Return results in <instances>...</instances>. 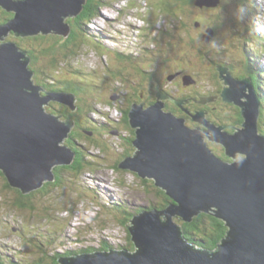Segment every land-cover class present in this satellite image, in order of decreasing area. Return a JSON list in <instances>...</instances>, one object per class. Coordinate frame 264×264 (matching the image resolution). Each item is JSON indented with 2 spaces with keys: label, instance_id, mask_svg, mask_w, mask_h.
<instances>
[{
  "label": "water",
  "instance_id": "water-1",
  "mask_svg": "<svg viewBox=\"0 0 264 264\" xmlns=\"http://www.w3.org/2000/svg\"><path fill=\"white\" fill-rule=\"evenodd\" d=\"M86 2L0 0L1 6L15 12L14 18L0 23V170L24 193L55 180V165L72 164L75 152L65 141L74 123L46 113L44 104L54 99L69 106L76 97L35 85L27 52L17 42L4 39L10 33L68 37L71 26L66 19L80 14ZM198 3L212 5L209 0ZM211 38L212 34L206 37ZM228 68H219L227 85L222 97L239 105L243 117L234 133L224 128L227 124L209 122L205 111L193 116L208 131L188 126L184 118L163 110L164 98L169 97L163 91L157 95L161 102L146 107L132 104L129 118L136 128V149L119 167L153 179L173 203L165 209L143 207L131 218L128 228L136 250H97L63 258L62 264H264V136L258 126L261 102L247 69L244 77L237 79ZM208 99L204 97V102ZM206 136L222 144L231 159L216 155ZM202 211L214 213L229 227L223 243L212 251L189 245L174 219L192 221ZM0 260L6 264L5 258Z\"/></svg>",
  "mask_w": 264,
  "mask_h": 264
},
{
  "label": "rangeland",
  "instance_id": "rangeland-1",
  "mask_svg": "<svg viewBox=\"0 0 264 264\" xmlns=\"http://www.w3.org/2000/svg\"><path fill=\"white\" fill-rule=\"evenodd\" d=\"M209 2L212 5H209L211 8L208 11L206 8H201V11L196 8L194 14L196 11L213 26H215L213 22L215 17L217 15L221 17L222 23L218 25L216 34L221 43L217 41V37L212 43L203 42L198 31L193 29L194 16L190 14L185 16V30L178 31L177 26L174 25V22L177 23L175 17L162 8L165 4L164 0H100L97 16L82 27L83 32L88 35L87 39L82 35L76 46H73L76 53L68 55L67 48V54L63 53L62 57L59 56V60L63 61L58 60L56 64L48 65L50 72H47V75L56 79L57 85L66 90H57L55 87L57 91L51 90V92L73 93L75 97L80 98V90H76L77 93L68 91L62 83L59 84V81L74 82L82 77L85 80L80 81V87L89 91L98 90L94 93V98L91 97V92L86 94L93 105L89 106L92 109L90 113L92 119L105 120L108 115L112 120H119L124 115V108L118 100H111L110 96L112 92L117 91V86L129 87L122 81L123 76L118 74L119 79L109 80L107 87L99 86V89L91 81H99L105 74L108 72L110 74L115 69L130 67L132 63L127 62L124 56L129 55L150 61L143 65L144 69L150 70L157 81L166 79L167 81H164L166 88L180 101L189 93H203L200 99L202 105L196 109L208 110L206 117L208 116L218 125L227 124L228 128L226 126L224 128L234 133L237 120L226 117V113L234 110V105L228 101L219 103L220 99L212 98L221 78L217 72L213 73L215 66L213 62L227 63L230 60L242 72H245L243 63L247 66L252 64L253 73L257 70L264 71V0H244L240 3L235 0H209ZM5 11L11 12L0 5V17L6 15ZM13 13L15 14L14 11ZM183 32L188 35L192 33L194 35L192 38H195L193 47L203 52V56L206 52L208 59L203 67L195 66L197 56L194 49L190 51L192 46L187 49V53L192 54H187L186 61L181 62L179 57L171 58L184 44L181 39ZM56 35L60 39L61 36L63 37ZM6 39L14 41L16 36L10 33ZM248 43L256 51V55L249 57L244 53V45L250 47ZM45 45L46 43L43 42L37 47L43 48ZM38 58L42 62L47 59L41 50L38 52ZM250 60L255 62L252 63ZM44 67L46 66L41 65L42 69ZM33 69H38V66L33 65ZM228 69L231 70L230 67ZM89 72L96 74L91 77L87 74ZM36 74L41 75L39 71ZM170 74L172 76L168 80L167 76ZM191 74L197 76L198 84L193 82ZM237 74L241 76L243 73ZM131 79L135 81L129 85H137L141 82L140 77L133 76ZM35 81L34 84L38 85V81L47 84L53 82V79L37 76ZM221 81L225 82L224 79ZM257 81L261 85L259 77ZM42 89L45 91L43 87ZM153 89L157 90V87ZM118 92L126 94L128 91L118 90ZM173 94L169 96L172 97ZM204 97L209 99L204 102ZM52 100L54 99H50L49 102ZM161 100L156 99L159 102ZM54 101V108L65 110L69 107L64 102ZM49 106V103L44 104L45 112L56 116L57 113L54 114ZM260 106L262 117H259L258 123L263 133L264 98ZM163 110L168 111L165 108ZM223 114L226 120L224 122L221 117ZM86 118L82 115L81 121L84 122ZM186 122L188 126L193 127L189 119H186ZM73 126V131H80L74 124ZM201 129L205 130L206 126L201 124ZM130 135H132L131 130L123 128L120 134L109 133L105 137L98 136L95 142L86 143L84 139H80L85 146V160L89 163L85 166V172L80 174L65 170L64 178L60 179L59 183L50 184L31 196V207L15 206L13 200L17 196V191L13 186L6 184L4 177H0V256H7L18 264H28L30 260L38 259L41 250L63 258L67 252L74 250L92 248L94 251L90 253L96 252L105 243H109L116 250L126 246L127 228L131 219L122 221V218H132L130 214H135L136 209H143L160 201L156 189L152 191L153 179L146 185L143 180L147 178H142L131 170L114 167L120 159L121 162L125 159L124 148L126 150L129 148L128 143L123 139ZM205 140L216 155L231 159L225 154V148L220 143L212 141L209 136H206ZM56 166L53 167V171ZM169 205L170 203L162 209ZM174 219L181 227L177 221L179 217L176 216ZM224 239L221 240V244ZM84 254L81 253L80 256Z\"/></svg>",
  "mask_w": 264,
  "mask_h": 264
},
{
  "label": "trees",
  "instance_id": "trees-1",
  "mask_svg": "<svg viewBox=\"0 0 264 264\" xmlns=\"http://www.w3.org/2000/svg\"><path fill=\"white\" fill-rule=\"evenodd\" d=\"M164 1H165V4L163 5L162 8L167 12H171L172 15L175 17L174 19H175V21H177V23L174 22V25L177 26L178 31L179 30L180 31L185 30V28H184L185 27V24H184L185 16L190 14V16H194V19L192 20L193 29L195 28V30L198 31L197 33L202 38L203 42L212 43L214 41V39H216V37H217V41H218V36L216 34L218 32V25H220L222 23L221 17H219L218 15L215 17V20H213L215 26H213L212 24H208L202 18L201 15L197 14L196 11L194 14V9L197 8L201 11V8H206L208 11L211 8L210 6H207V5H205V7L201 6L198 3L199 0H164ZM235 1H238V3H240V1L243 2L244 0H235ZM100 4H101L100 0H87L86 4L83 6V9H82L80 14H78L77 16L70 17V18L66 19V21L71 26V33L68 37H64V36L62 37L61 36V39H60V38H58V35H56V34H48V35L38 34V35H31V36H17L15 33H13V35L16 36V39L14 41L17 42L18 45H20L22 47L21 48L22 50L28 52L30 54V56L32 57V62L30 63V68L32 70H34L33 69V65H34L33 63H36V58L38 57L35 54V51L38 52L39 50H41L42 53L45 54L47 58H51V60H52L51 62H53L52 65L57 63V61L59 60V56L62 57L63 53L67 54V48H68V55H69V53H71V54L76 53V50L73 46H76V43L80 39V36L83 35V38H86V36H88L83 32L82 27L85 24H87L89 21H91L94 17L97 16ZM5 12H6V15L0 17L1 23L8 21L9 19H11L14 16L13 12L12 13L11 12L8 13L7 11H5ZM5 12H4V14H5ZM248 28H249V26H248ZM252 29H254V26H252ZM212 30L214 33H212ZM189 31H191L190 28H189ZM210 34H212V38L210 40H207L206 37H207V35H210ZM181 35H182L181 39H182V42L184 44L182 45V48H180V50H178V52L175 53L171 58L179 57L181 62H184L188 59L187 54L188 53L192 54L191 52L194 49L196 52V56H197V61L195 63V66L203 67L206 63V59H208L206 52H204V56H203V52H201V51H199L193 47V40H195V38H192V37H194V35L192 33H189V35H188L187 33L183 32ZM175 36H176V34H175ZM178 38H180V37H178ZM43 42L46 43L45 47L38 48L37 46ZM218 42H220V40ZM248 45L251 47V45L249 43H248ZM191 46H192V48L190 49L191 52L187 53V49ZM250 47H247L246 45H244V53L249 57L251 55L254 56V54L256 55V51L253 49V47H251L252 49H250ZM68 55H66L65 58H67ZM124 56L129 63H132V65L130 67L127 66L123 69H117V70L115 69V71H111L110 74H109V72H108V74H105V76L102 79H100L99 81H96V82L91 81V83H95L96 84L95 86H97V88L99 89V86L105 87L106 83L107 82L109 83V80L113 81V79L114 80L119 79V77H117V75L120 74L123 76L122 81L125 84L127 83V85L129 86V89H130V91L128 90L126 97L128 99L130 97L135 98V97L139 96L140 91L143 88H145L147 85L146 81L144 79L146 76L145 69L143 66L144 65L143 63L145 62V60L137 59V58L129 56V55H124ZM59 61H63V60H59ZM250 62L254 63L255 61L250 60ZM219 63H221V62H219ZM223 63L225 65H228L231 70L234 69L235 65L230 60L227 61V63L226 62H223ZM252 67H253V65L251 64V65H248L247 68H244V69L245 70L247 69V73L250 74V76H252L254 83H255V84L254 83L253 84H254V87L256 89L257 95L259 97V101L261 102V100H262V102H263V98H264V90H263L264 89V82H263L264 71L257 70L255 73H253ZM44 68H46V67H44ZM195 68L197 69V67H195ZM34 71L37 73V71H39V70L35 69ZM35 72H34V76H35ZM47 72H50L49 67H47L45 70L43 69V70L39 71V73H41V75H40L41 77H42V74L46 76ZM87 74H89V76L92 77L96 73L93 74V73L89 72ZM87 74H84V75L86 76ZM243 75H244V73L242 74V76ZM34 76H33V78L35 80ZM133 76L141 78V82H140L142 84V85L140 84L141 86H139V83H138V85H129L130 83H133L135 81V79H131V77H133ZM257 77L260 78L261 85L258 84ZM167 79H168V76H167ZM81 80H85V79L81 77L80 80L74 81V82L73 81L72 82L59 81V84L62 83V85H64L68 89V91L74 92V90L76 89V90H80V92L83 94L84 93L88 94L89 92L96 93L98 91V90H96V91L90 90L89 91V90H85L83 87H80L79 85L81 84V82H80ZM164 81H167V80L166 79L161 80V81L159 80V82L162 84H165ZM55 82H56V79H55ZM143 84L145 86H143ZM44 85L46 88L58 87L57 83H55V84L54 83H47ZM154 85L155 84L153 83L151 86H149L150 88H147V89H153ZM118 88H119V86L116 87V89H118ZM156 92H157V90H156ZM156 96H157V94H156ZM131 107H129L126 110V112L124 113L125 118H123V120L126 121L127 125L132 126V124L130 122V118H129V112H130ZM196 107L198 109L200 106L197 104ZM225 108H229V107H225ZM237 111L238 110L234 106V110L226 113V117H231L232 119L237 120V122H235L237 124V127H235V129L238 128V126H240L242 124L241 122H243V118H242L241 113H239V111L238 112ZM69 117H71V116H69L68 114H65V118H69ZM221 117H222V122L226 121L224 114L221 115ZM260 117H262V114ZM189 118L187 117V119H189ZM87 128L88 127H85L84 132L89 131V129H87ZM260 132H262V131H260ZM71 134L74 136V138L72 136L73 145H78L79 143L76 140V138H78L77 132H75V134H73V132L71 131L69 136H71ZM262 134L264 136V132ZM89 136L91 137L92 135L89 134ZM87 137H88V135H87ZM135 137H136V134L133 138H135ZM67 143H69V140L67 142V139H66L65 144H67ZM81 143H82V141H81ZM133 144H134V141H133ZM73 145H69L71 149H72ZM133 147H134V151L131 154H124L123 155L124 158L132 155L135 152V149H136L135 145H133ZM83 148L85 149V146ZM73 149H75L74 146H73ZM85 159L86 158L84 157L83 153L80 156L77 154L78 164L75 165L74 163H72L70 165H64V166L60 165V166L55 167V171L60 173L61 179L64 178L65 170L75 171V172L81 174L83 171L85 172V170H86L85 166L87 164H89V163H87L88 161H86ZM120 162H121V159L117 162V164L115 166L118 169H120L119 168ZM72 165H74V166H72ZM124 170H127V169H124ZM61 174H62V177H61ZM0 177H4L6 179V184L8 186H12L9 183L7 176L4 175V172L2 170H0ZM52 181H54V180H52ZM143 181L147 185V184H149L151 179L147 178ZM153 182H152V191L154 192V188L156 189L157 193L159 194L160 201L157 204H151L149 208L162 209L168 203H173V200L167 194V192L164 189L155 185V183H153ZM40 188H39V190H41ZM14 189L17 191V196L14 198L13 202H14V205L19 207V208L31 207L32 206L31 205V196L36 191H39L38 189H36V190L31 191L29 193H24L20 188L14 187ZM119 205H121V204H119ZM139 211L140 210L136 211L135 213H139ZM130 215H131V217H133L136 214L131 213ZM130 219L131 218L123 217L122 221L130 220ZM177 221L181 225L182 236L187 241V243L193 247H196L197 249L204 250V251H212V250L217 249L221 240L223 238L227 237V234L229 232V227L226 225L225 221L223 219L219 218L214 213H211V212L203 211V212L199 213L198 215L194 216L192 221H183L181 218L177 219ZM127 231H128L127 245L123 246L122 249H119V251H122L124 249L130 250V251L136 250V246H135V243L132 241V237H131L129 228H127ZM114 248L115 247L111 246L109 243H105L104 246L100 247L98 250H104L105 251V250H111ZM87 250L88 251H94V249H92V248H89ZM44 252L45 251L41 250L38 253L39 254L38 260L37 261H31L30 260L28 264H55L54 260L50 261V260L46 259ZM0 263L3 264L2 261H0ZM6 264H18V263L9 260V261H6Z\"/></svg>",
  "mask_w": 264,
  "mask_h": 264
},
{
  "label": "flooded vegetation",
  "instance_id": "flooded-vegetation-1",
  "mask_svg": "<svg viewBox=\"0 0 264 264\" xmlns=\"http://www.w3.org/2000/svg\"><path fill=\"white\" fill-rule=\"evenodd\" d=\"M212 33H214L213 32V30H212ZM39 52V51H38ZM38 52L36 51L35 52V54L38 56ZM52 60H51V58H47L44 62H42L40 59H38V57L36 58V63H33L35 66H38V70L39 69H41V70H43L42 68H41V65H45L46 66V68L48 67V65H52L53 64V62H51ZM127 61V60H126ZM31 62H32V57H31ZM128 62V61H127ZM148 62H150V61H147V60H145V62L143 63V64H147ZM213 64H215V66L213 67V65H212V67L214 68L212 71H213V73H216L217 72V74L219 75V77L221 76V71L219 70V68L220 67H223V66H226L223 62L222 63H217V62H213ZM46 68H44V70L46 69ZM40 71V70H39ZM234 76H236V77H240V78H243L244 77V75H245V72H243L244 73V75L242 76V74H241V76H238V74L237 73H242L241 72V70H238V67L237 66H234V69H232V70H229ZM145 73H146V76H145V81L148 83L147 85H146V87L145 88H143L141 91H140V94H139V96H137V97H130L129 99L126 97L127 96V93L125 94V93H123V94H120L119 92H118V90H123V91H130V89H129V87H127V88H122V87H120L119 89H117V91H114V92H112V94H111V100H118V103L121 105V107L122 108H124V110H123V113H125L126 112V110L129 108V107H131L132 106V104H134V103H142L145 107L146 106H149V105H151V104H153L155 101H156V99H157V96H156V94L158 95V93H159V91H163L164 93H166L168 96H169V94H173V93H171L167 88H166V86H165V84H160V82L159 81H157V80H155V77H153V74H151V72H150V70H146L145 69ZM183 73H184V71H183ZM48 74V73H47ZM150 74V75H149ZM147 75H149V77H147ZM192 75V79H193V82L195 83V84H198V82H199V79L197 78V76L196 75H193V74H191ZM41 77V76H39L38 74H36V72H35V79H36V77ZM172 75L170 74L169 76H168V80L170 79V77H171ZM194 76V77H193ZM45 77V75H43L42 74V77L41 78H44ZM46 77H49V78H51V79H53V82H48V83H56L55 82V80H54V78L53 77H51V76H49V75H46ZM118 77V76H117ZM222 78V77H221ZM221 78H219L220 79V84L219 85H217V87H216V89H215V95H213V96H216V98H218V99H220L221 101H219V103H222V102H224L225 100H223V97H222V91H223V89H224V87H225V82H223V81H221L222 79ZM108 83V82H107ZM107 83H106V86L105 87H107ZM155 84L154 85V88H156L157 87V92H156V89L154 90V89H147V88H150L149 86H151L152 84ZM158 83V84H157ZM38 84L40 85V86H42L44 89H45V91H50L51 92V90H55V91H57V90H62V91H66L64 88H60L59 86L56 88V89H54V88H46L45 87V85L43 84V83H40L39 81H38ZM141 83H139V86H141L140 85ZM138 85V84H137ZM143 86H145L144 84H143ZM42 87H41V89H42ZM65 87V86H64ZM105 87H103V88H105ZM74 92H76V89L74 90ZM77 93V92H76ZM42 94L44 95L45 94V92L43 91L42 92ZM81 94V96H80V98H78V97H76V99H77V101H75V102H73L72 104H69V106H72V108L74 109H72L71 107L69 108V107H66L65 108V110H63L64 108H54V106H53V103L55 102L54 100H52V101H50L49 102V108H50V110L54 113V114H56L57 113V116H59L62 120H71V121H73V123H74V125L78 128V130H80V131H77V137L78 138H76V140H77V142L79 143L78 145H73V138H74V136L71 134V136H69V138H67V142H68V140H69V143H67V145L69 146V145H73L74 147H75V149H73V146H72V149L73 150H75V157H74V162H72V163H74L75 165L76 164H78V162H77V154L80 156L82 153L84 154V144H82L81 143V140L80 139H84V141L86 142V143H90V142H95V139L97 140V138H98V136H102V137H105V136H107L109 133H112V134H114V133H118V134H120L121 133V131L123 130V128H126V129H130L131 130V134L132 135H130V137H124V139L123 140H125L127 143H128V148H129V150H126L125 148H124V154H131L133 151H134V147H133V141H134V136H135V134H136V128L135 127H133V126H131V125H127V123H126V121L125 120H123V118H125V116L123 115V117H121L119 120H112L108 115H106L107 117H105V120H94V119H92V117L90 116V113H91V111H92V109L90 108L91 106H93L92 104H91V102H89V100H88V96L86 95V94H82V93H80ZM88 94H90V93H88ZM174 96H172V97H168V98H164V102H165V109L166 110H168V111H170V112H173L175 115H177V116H179V117H182V118H184L185 119V121H186V117H190L189 118V120L191 121V123H192V125H193V127H201V122L200 121H197V120H195L194 119V114H196V112L197 111H199V110H197L196 108V106H197V104L199 105V106H201L202 104H200L202 101H200V99L203 97V93H199V92H196V94H194V93H189L188 94V96L184 99V100H182V101H180L179 99H178V97L175 95V94H173ZM90 96V95H89ZM136 96V95H135ZM91 97L92 98H94V93H91ZM127 98V99H126ZM77 102H79L78 104H77ZM113 102V101H112ZM184 102H185V104H184ZM115 103V102H114ZM228 103V102H227ZM235 107H236V109L239 111V113H241V115H242V110H241V108H239L238 107V105L237 104H235V103H233V102H231ZM67 104V103H66ZM90 104H91V106H90ZM90 106V107H89ZM171 106V107H170ZM54 109V110H53ZM170 109V110H169ZM199 109V108H198ZM89 110V111H88ZM75 111H76V113H75ZM203 111H205V113H207L208 112V110H206V109H204ZM237 111V112H238ZM188 112V113H187ZM193 112H195V113H193ZM65 114H68L69 116H71V117H69V118H65ZM79 114V115H78ZM82 115H85L87 118L85 119V121L83 122V121H81L82 120ZM207 118H208V120L210 121V122H212V120H211V118H209L208 116H207ZM243 118V117H242ZM80 123H82V125H80ZM187 123V122H186ZM94 125H96V127H92V126H94ZM74 127V126H73ZM85 127H88L87 129H89V133L87 132V131H85L84 132V130H85ZM72 132H73V134H75V132L76 131H73V128H72ZM89 134L90 135H92L91 137L89 136ZM103 134H105V135H103ZM79 135H80V137L81 138H79ZM87 135H88V137H87ZM72 136H73V138H72ZM132 141V142H131ZM223 146V145H222ZM70 147V146H69ZM82 152V153H81ZM81 165V164H80ZM57 166H60V165H57ZM56 166V167H57ZM62 166H64V165H62ZM72 166H74V165H72ZM83 166V165H82ZM116 166V165H115ZM114 166V167H115ZM54 171H55V168H54ZM61 177H62V174H61ZM60 173H58V172H56L55 171V180L54 181H46L45 183H44V185L40 188L41 190H43L44 188H46L47 186H49L50 184H55V183H59L60 182ZM39 190V189H38ZM138 210H143V209H136L134 212H136V211H138ZM81 253H90V251H88L87 249H80V250H74V251H70V252H67L65 255H63L64 257L63 258H66V259H70V258H74V257H76V256H78V255H80ZM44 254H45V257H46V259L47 260H54L55 261V264H62V257H59L58 255L57 256H52V255H50V254H48L47 252H44ZM0 258H2V256H0ZM3 258H5L7 261H12L9 257H3ZM39 258V257H38ZM38 260V259H37ZM36 260V261H37ZM1 261V260H0Z\"/></svg>",
  "mask_w": 264,
  "mask_h": 264
},
{
  "label": "bare ground",
  "instance_id": "bare-ground-1",
  "mask_svg": "<svg viewBox=\"0 0 264 264\" xmlns=\"http://www.w3.org/2000/svg\"><path fill=\"white\" fill-rule=\"evenodd\" d=\"M1 44V43H0ZM34 76V75H33ZM237 78V77H236ZM237 79H240V77H238ZM31 81L33 82V83H35V80H34V78L32 77L31 78ZM189 83V82H188ZM255 93L257 94V92H256V89H255ZM258 96V95H257ZM258 101H259V99H258ZM239 106V105H238ZM240 107V106H239ZM241 108V107H240ZM242 109V108H241ZM260 116H261V111H260ZM259 116V117H260ZM61 119V118H60ZM62 120V119H61ZM210 122V121H209ZM259 126V125H258ZM203 131V130H202ZM206 131H208V129H206ZM203 212V211H202Z\"/></svg>",
  "mask_w": 264,
  "mask_h": 264
},
{
  "label": "clouds",
  "instance_id": "clouds-1",
  "mask_svg": "<svg viewBox=\"0 0 264 264\" xmlns=\"http://www.w3.org/2000/svg\"><path fill=\"white\" fill-rule=\"evenodd\" d=\"M4 41H11V40H7L6 39V37H5V39H4ZM0 42H3V40H0ZM18 44V43H17ZM20 46V45H19ZM20 48H22L21 46H20ZM27 55H28V52H27ZM29 57H30V61H31V56L29 55ZM31 63V62H30ZM31 69V68H30ZM35 72V71H34ZM39 85V84H38ZM40 86V85H39ZM57 116V115H56ZM64 121V120H63ZM222 145V144H221ZM226 159H228V158H226ZM122 169V168H121ZM128 170V169H127ZM154 181V180H153ZM150 206H148L147 208H149ZM142 211V210H141ZM135 214H137V213H135Z\"/></svg>",
  "mask_w": 264,
  "mask_h": 264
}]
</instances>
